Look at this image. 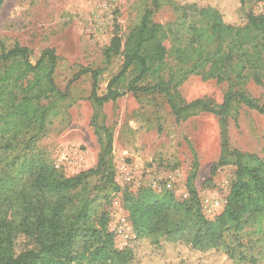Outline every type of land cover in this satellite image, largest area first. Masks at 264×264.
Here are the masks:
<instances>
[{
  "label": "trees",
  "instance_id": "16d2710c",
  "mask_svg": "<svg viewBox=\"0 0 264 264\" xmlns=\"http://www.w3.org/2000/svg\"><path fill=\"white\" fill-rule=\"evenodd\" d=\"M164 1L152 0L125 37L115 32L103 49L106 67L115 57L122 58L103 95L96 92L101 69H83L74 76L90 74L92 106L98 110L128 93L157 94L175 122L206 113L218 117L222 129L233 105L264 115V98L253 99L241 88L248 81L264 85V15L249 13L240 26L226 23L214 7L166 0L177 17L163 25L152 17ZM238 1L241 6L245 3ZM29 56L27 48L15 44L6 49L0 41V137L18 138L33 130L21 143L23 150L35 143L50 124L51 113L68 97V87L61 91L54 82L55 52L44 49L34 64ZM190 75L227 83L222 103L204 98L184 101L177 88ZM94 127L104 135L95 171L66 177L34 159L6 163L0 173V264H131L133 243L143 239L153 245L179 243L201 254L216 253L231 228L238 232L246 217H263L264 153L258 157L229 149L222 131L216 166L234 168L222 211L212 220L205 217L192 184L195 171L186 180L188 198L182 202L166 189L126 190L122 201L134 238L116 248L109 216L96 206L98 194L108 201L110 192L120 191L108 163L112 136L109 129L97 123ZM6 144H10L7 139ZM91 174L98 176V182L84 195L79 189Z\"/></svg>",
  "mask_w": 264,
  "mask_h": 264
},
{
  "label": "rangeland",
  "instance_id": "374dc122",
  "mask_svg": "<svg viewBox=\"0 0 264 264\" xmlns=\"http://www.w3.org/2000/svg\"><path fill=\"white\" fill-rule=\"evenodd\" d=\"M152 0H4L0 6V41L6 49L15 44L30 51L34 64L44 49H52L58 58L53 78L67 100L49 116L50 124L36 136L28 150L20 137H0V173L13 159H34L52 165L69 177L95 171L104 146V135L94 125L110 130L112 150L108 163L120 191H112L106 201L103 194L97 207L109 216V229L115 235L116 248L122 249L134 238L122 196L126 190L136 192L151 187L157 192L172 191L177 201L188 198L186 180L195 171L192 182L206 218L212 220L223 209L234 168L217 167L221 153L222 131L228 148L262 157L264 153V115L241 105H233L222 129L218 117L200 113L175 122L163 97L157 94H126L96 110L89 96L90 74L74 76L83 69H101L97 94L103 95L108 81L115 76L122 58L115 57L109 66L103 64V49L114 33L125 37ZM218 9L228 24L244 25L249 13L256 15L257 3L245 0H176ZM152 20L159 24L174 22L177 15L166 4ZM169 46V42L167 43ZM175 62H169L174 68ZM152 82V80H150ZM148 81L149 83H151ZM253 99L264 98V85L248 81L242 87ZM229 86L225 82L188 76L177 91L186 102L208 99L222 103ZM240 89V87L236 88ZM235 90V89H234ZM95 120V122H94ZM6 139L10 142L6 144ZM195 165V166H194ZM98 176L89 175L79 189L88 194L97 185ZM242 229L224 234L218 252L198 253L179 243L153 245L148 240L134 244L131 264H264V215L246 217ZM129 242V243H128Z\"/></svg>",
  "mask_w": 264,
  "mask_h": 264
},
{
  "label": "built area",
  "instance_id": "2783aa9c",
  "mask_svg": "<svg viewBox=\"0 0 264 264\" xmlns=\"http://www.w3.org/2000/svg\"><path fill=\"white\" fill-rule=\"evenodd\" d=\"M256 15H264V1L257 3Z\"/></svg>",
  "mask_w": 264,
  "mask_h": 264
}]
</instances>
